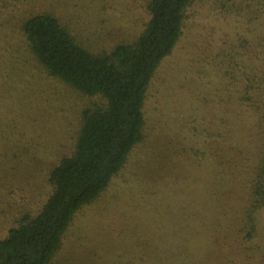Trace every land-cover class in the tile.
I'll list each match as a JSON object with an SVG mask.
<instances>
[{"label":"rangeland","instance_id":"1","mask_svg":"<svg viewBox=\"0 0 264 264\" xmlns=\"http://www.w3.org/2000/svg\"><path fill=\"white\" fill-rule=\"evenodd\" d=\"M55 1L94 52L131 42L149 18L148 0ZM219 2L192 0L177 44L151 79L143 139L100 196L74 215L52 264H144L147 258L167 264L178 244H189L182 240L193 229L207 234L210 215L196 212L209 202L212 181L198 150L227 110L217 54L234 35L227 11L218 12ZM13 31L15 53L7 45L10 28L0 26V238L44 202L51 191L49 169L71 153L82 110L93 104L48 76ZM257 56L253 64L264 75V33ZM258 103H264V94ZM261 115L259 129L253 120V161L263 148ZM259 221L253 264H264V212Z\"/></svg>","mask_w":264,"mask_h":264},{"label":"trees","instance_id":"2","mask_svg":"<svg viewBox=\"0 0 264 264\" xmlns=\"http://www.w3.org/2000/svg\"><path fill=\"white\" fill-rule=\"evenodd\" d=\"M191 3L148 0L149 18L134 40L94 52L55 0H0L5 20L0 26L10 28L12 45H7L13 52L16 29L28 56L48 76L93 101L82 110L71 153L49 169L51 191L44 202L35 213H23L0 238V264H52L74 215L124 167L143 139L151 79L177 44ZM218 7L219 13L227 11L234 35L217 54L227 110L217 116L215 132L204 137L198 150L212 182L211 198L196 214L206 210L211 225L207 234L193 229L184 236L189 244H178L167 264H253V236L264 212V130L263 151L258 148L253 161V126L261 127L264 112V103H258L264 75L253 64L264 33V0H220ZM194 218L191 222L198 224ZM149 259L144 264H157Z\"/></svg>","mask_w":264,"mask_h":264}]
</instances>
